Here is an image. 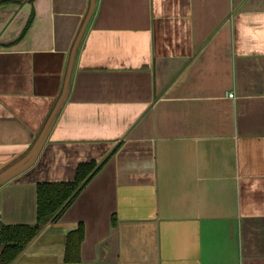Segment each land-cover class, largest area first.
Segmentation results:
<instances>
[{"label": "crops", "instance_id": "1", "mask_svg": "<svg viewBox=\"0 0 264 264\" xmlns=\"http://www.w3.org/2000/svg\"><path fill=\"white\" fill-rule=\"evenodd\" d=\"M90 2L0 0V173L61 97ZM77 46L0 181V226L107 161L13 264H264V0H94Z\"/></svg>", "mask_w": 264, "mask_h": 264}, {"label": "trees", "instance_id": "2", "mask_svg": "<svg viewBox=\"0 0 264 264\" xmlns=\"http://www.w3.org/2000/svg\"><path fill=\"white\" fill-rule=\"evenodd\" d=\"M31 21L32 16L23 31ZM106 161L107 158L100 164L95 161L80 164L76 169L74 180L70 182H39L36 186V222L34 224L0 226V264H13L45 224L55 223L60 218ZM82 238V226L68 235L65 251L67 261L79 260L77 255Z\"/></svg>", "mask_w": 264, "mask_h": 264}, {"label": "water", "instance_id": "3", "mask_svg": "<svg viewBox=\"0 0 264 264\" xmlns=\"http://www.w3.org/2000/svg\"><path fill=\"white\" fill-rule=\"evenodd\" d=\"M93 6H94V0H91L90 2V7L88 9V14L84 20V22L82 23V26L80 28V32L77 36V38L74 41L73 44V48L71 50V54H70V58H69V65H68V69H67V74H66V85L63 88V91L61 93V97L59 98V100L57 101V103L55 104V106L52 109V113L49 116V118L47 119V121L45 122L42 131L40 132L39 136L37 137V140L35 141V143L33 144V147L31 148V150L23 157L21 158V160L19 162H17L16 164L8 167L7 169H5V171H3L2 173H0V181L3 180L5 178L6 175H8L9 173L13 172L14 170L18 169L19 167H21L22 164H24L25 162H27L28 159H30V157L33 155V153L36 151L38 144L40 143V141L42 140L43 136L45 135L46 131L48 130V126L50 125L56 110L58 109L59 105L61 104V102L63 101L64 97H65V92H66V87H67V83H68V77H69V73L71 71V67L73 65V58H74V54L76 52L77 49V45L82 37V34L84 32V28L86 27L87 22L89 21L91 15H92V10H93Z\"/></svg>", "mask_w": 264, "mask_h": 264}, {"label": "built area", "instance_id": "4", "mask_svg": "<svg viewBox=\"0 0 264 264\" xmlns=\"http://www.w3.org/2000/svg\"><path fill=\"white\" fill-rule=\"evenodd\" d=\"M233 96H234V94H233V93H230L229 98H230V97H233Z\"/></svg>", "mask_w": 264, "mask_h": 264}]
</instances>
